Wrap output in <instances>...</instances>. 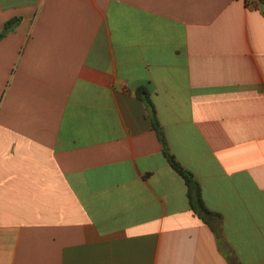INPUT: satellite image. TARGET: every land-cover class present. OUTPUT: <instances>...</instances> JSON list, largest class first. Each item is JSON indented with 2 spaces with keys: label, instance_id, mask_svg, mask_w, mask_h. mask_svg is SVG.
<instances>
[{
  "label": "crops",
  "instance_id": "obj_1",
  "mask_svg": "<svg viewBox=\"0 0 264 264\" xmlns=\"http://www.w3.org/2000/svg\"><path fill=\"white\" fill-rule=\"evenodd\" d=\"M251 1L0 0V264H264Z\"/></svg>",
  "mask_w": 264,
  "mask_h": 264
},
{
  "label": "trees",
  "instance_id": "obj_2",
  "mask_svg": "<svg viewBox=\"0 0 264 264\" xmlns=\"http://www.w3.org/2000/svg\"><path fill=\"white\" fill-rule=\"evenodd\" d=\"M12 25H13L12 22L7 24L6 32H8L11 29ZM3 36L4 35H0V39ZM140 94L144 96V99L146 100V102L149 104L151 108V112L153 113V119H154L153 120L154 129L156 130L158 137L163 145L164 152L169 160L171 167L185 180V182L188 185L189 197H190L192 209L195 211V213L199 215V217H201L203 220L206 221L207 217L213 216L214 213L209 211L207 207L205 206V203L202 197V190H201L200 183L195 179L194 175L190 171L185 169L178 162L176 157L170 153L168 145H167L165 133L163 131V128L161 127V125L156 119L155 109L149 98L148 93L145 90H141Z\"/></svg>",
  "mask_w": 264,
  "mask_h": 264
},
{
  "label": "built area",
  "instance_id": "obj_3",
  "mask_svg": "<svg viewBox=\"0 0 264 264\" xmlns=\"http://www.w3.org/2000/svg\"><path fill=\"white\" fill-rule=\"evenodd\" d=\"M264 0H252L251 3H250V6L251 7H258L260 4H262Z\"/></svg>",
  "mask_w": 264,
  "mask_h": 264
}]
</instances>
